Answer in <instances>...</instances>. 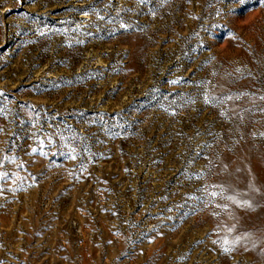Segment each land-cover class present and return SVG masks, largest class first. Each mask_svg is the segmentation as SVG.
<instances>
[{"label":"rangeland","instance_id":"374dc122","mask_svg":"<svg viewBox=\"0 0 264 264\" xmlns=\"http://www.w3.org/2000/svg\"><path fill=\"white\" fill-rule=\"evenodd\" d=\"M0 172V264H264V5L0 0Z\"/></svg>","mask_w":264,"mask_h":264},{"label":"snow or ice","instance_id":"6c2138e0","mask_svg":"<svg viewBox=\"0 0 264 264\" xmlns=\"http://www.w3.org/2000/svg\"><path fill=\"white\" fill-rule=\"evenodd\" d=\"M259 3L261 5H264V0H259ZM207 99V98H206ZM72 159H75V156L71 157ZM7 176V173L0 172V179H3L4 177ZM213 195H216V193H213ZM229 199H235L234 197H229ZM243 203V202H242ZM226 207V206H225Z\"/></svg>","mask_w":264,"mask_h":264}]
</instances>
